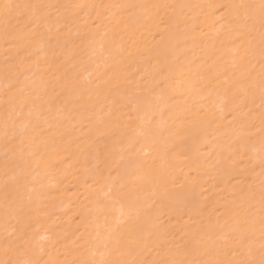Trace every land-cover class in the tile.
I'll return each instance as SVG.
<instances>
[{
    "label": "bare ground",
    "instance_id": "obj_1",
    "mask_svg": "<svg viewBox=\"0 0 264 264\" xmlns=\"http://www.w3.org/2000/svg\"><path fill=\"white\" fill-rule=\"evenodd\" d=\"M240 3L0 0V264L259 259L264 53Z\"/></svg>",
    "mask_w": 264,
    "mask_h": 264
},
{
    "label": "snow or ice",
    "instance_id": "obj_2",
    "mask_svg": "<svg viewBox=\"0 0 264 264\" xmlns=\"http://www.w3.org/2000/svg\"><path fill=\"white\" fill-rule=\"evenodd\" d=\"M21 5H12L5 3L3 5L5 16L10 14V10L13 8H19ZM23 7H36L35 5H24ZM237 9L243 10L241 13V17L243 19V26L251 25L252 28L259 24L260 35H261V45H262V53H264V0H259V4H251V3H240L235 5ZM264 99V96H262ZM261 147L264 150V114H262L261 119ZM260 211H261V235L262 239H264V185H262L261 193H260ZM102 264H135V261H104ZM159 264H195L194 261H176V260H163L160 261ZM215 264H264V244L261 245V252L259 259L251 256L248 259L244 260H229V261H216Z\"/></svg>",
    "mask_w": 264,
    "mask_h": 264
}]
</instances>
